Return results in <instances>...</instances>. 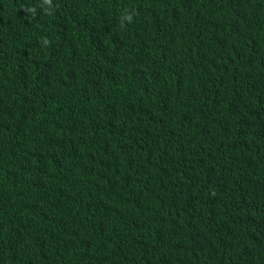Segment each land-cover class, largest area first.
<instances>
[{
    "label": "trees",
    "instance_id": "obj_1",
    "mask_svg": "<svg viewBox=\"0 0 264 264\" xmlns=\"http://www.w3.org/2000/svg\"><path fill=\"white\" fill-rule=\"evenodd\" d=\"M0 264H264V0H0Z\"/></svg>",
    "mask_w": 264,
    "mask_h": 264
},
{
    "label": "clouds",
    "instance_id": "obj_2",
    "mask_svg": "<svg viewBox=\"0 0 264 264\" xmlns=\"http://www.w3.org/2000/svg\"><path fill=\"white\" fill-rule=\"evenodd\" d=\"M44 3L50 5V4H51V0H44ZM28 11H33V12H34V9H28ZM126 18H127L129 21H131V19H132L131 15H128Z\"/></svg>",
    "mask_w": 264,
    "mask_h": 264
}]
</instances>
